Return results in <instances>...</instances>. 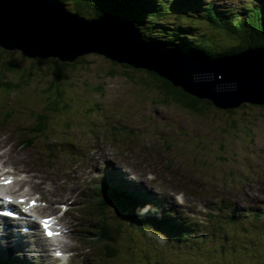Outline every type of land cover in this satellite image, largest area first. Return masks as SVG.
<instances>
[{"label": "rangeland", "instance_id": "rangeland-1", "mask_svg": "<svg viewBox=\"0 0 264 264\" xmlns=\"http://www.w3.org/2000/svg\"><path fill=\"white\" fill-rule=\"evenodd\" d=\"M218 2L230 6L248 0ZM60 3L66 11L72 8ZM208 30L213 37L208 39L216 38L221 48L237 42ZM6 51L0 47V61H8ZM12 56L24 66L18 72L28 70L30 60L16 52ZM84 59L69 68L74 78L65 89L53 85L51 99L44 93L51 79L40 64L17 90L0 87L3 169L26 179L15 184V194L40 199L38 214L61 213V203L69 207L63 220L71 252L58 260L49 254L50 243L27 249L0 243V250L25 264H264V217L254 214L264 212V108L245 104L226 113L213 106L200 114L163 100L154 86L139 85L146 76L141 72L129 73L100 55ZM17 77L2 74L4 82ZM45 106L57 112L48 116L46 135L37 137L32 128ZM111 170L198 227L180 241L133 229L130 216L118 214L117 206L95 204V185ZM234 207L238 217L231 223ZM113 215L118 224H127L116 255L101 230Z\"/></svg>", "mask_w": 264, "mask_h": 264}, {"label": "trees", "instance_id": "trees-1", "mask_svg": "<svg viewBox=\"0 0 264 264\" xmlns=\"http://www.w3.org/2000/svg\"><path fill=\"white\" fill-rule=\"evenodd\" d=\"M59 1L65 6L72 5V8L69 7L70 9H67L68 12L77 13L87 20H97L112 16L125 18L137 28L138 34L143 40L163 43L167 47L174 48L183 54L216 59L226 55L235 56L247 49L264 46V0H248V2L243 4L230 6L221 5L218 2L219 0ZM170 18H174V20L170 22ZM206 27L212 33L225 32L237 42L221 48L215 43L216 38L215 40L208 39L213 37H209L206 31H204ZM199 30L204 31V33H201L202 36L196 34ZM6 52L10 56L7 59L8 61H0V87L7 86L9 90H17L20 81L28 82L35 73V68L40 64V66L46 68L45 74L51 79L45 83L48 85L44 88L47 89L44 91V93H48L47 98L51 99L52 95L50 92L53 85L57 84L58 87L62 86V89H65L66 83L72 82L71 80L74 78L71 75L69 77V68H76L78 62L82 61L85 56L93 54L104 56L116 65H123L126 69H129V73L132 70L133 72L145 74V78H140L141 83L139 85L146 84L147 87H156L162 95L163 100L169 99L175 101L185 108L200 114H206L215 106L211 100L207 98L203 99L187 92L182 86L174 84L171 79L161 75L152 68L136 67L128 62L118 61L99 52L80 55L74 61H63L58 57L52 56L44 58L28 57L18 49ZM13 52H16L19 57L32 62L27 71L25 70L23 73L18 72L24 66L17 59L13 58ZM89 63L86 62V64ZM4 73H11L18 77L9 78V80L4 82L2 78V74ZM129 75L133 76L134 74ZM148 79L151 81H148ZM245 104L251 105V103H244L238 108L224 110V112L232 113L235 110L241 109ZM251 106L264 108V105L252 104ZM43 108H46L43 112L47 115H40L32 128V133H35L37 137L46 135L48 116L50 117L51 113L57 112L56 109H52L49 106ZM30 144H33V142H30ZM30 144L27 145L30 146ZM97 188L100 197L96 202L99 205L100 202L103 203L100 207L109 208L112 205L117 206L118 214L120 213L119 211H122L124 215L130 216V218L127 217V222L133 229L146 231V233L162 232L160 234L162 237L165 236L170 241H180L191 235L192 229L198 227L194 226L195 223L190 220L188 221V219L185 220L175 215L161 216L147 211V204H153L151 206L156 210L161 209L159 206L161 200L150 199L151 197L148 195L145 199L144 194L134 191L131 186L122 185L121 187H115L110 184L109 179H105L102 183L98 184ZM151 209L153 210V208ZM232 209L233 213L229 217L231 223L238 217L236 208ZM168 212H171V210ZM262 213L264 212L256 213V216L263 217L264 214ZM114 217L115 215L112 217L113 221L103 220L101 227L103 232L107 233L105 236L114 243L113 246L108 245L111 255H116L118 252L116 243L118 240H121L122 235L125 233V226L127 225L118 224ZM0 253H2L0 254V264H25L19 259L20 257L11 254L7 250H0ZM7 253L11 256H4Z\"/></svg>", "mask_w": 264, "mask_h": 264}, {"label": "water", "instance_id": "water-1", "mask_svg": "<svg viewBox=\"0 0 264 264\" xmlns=\"http://www.w3.org/2000/svg\"><path fill=\"white\" fill-rule=\"evenodd\" d=\"M59 4V0H0V47L63 61L99 52L152 68L224 110L244 103L264 105V46L216 59L183 54L143 40L125 18L87 20Z\"/></svg>", "mask_w": 264, "mask_h": 264}, {"label": "bare ground", "instance_id": "bare-ground-1", "mask_svg": "<svg viewBox=\"0 0 264 264\" xmlns=\"http://www.w3.org/2000/svg\"><path fill=\"white\" fill-rule=\"evenodd\" d=\"M16 183L17 182L15 181L14 183L9 185L8 187H4V188L11 189L12 192H15V189L13 188V186ZM39 209H40V207H35L34 208V210H39ZM24 221L30 222V219L29 218H24ZM9 225H11V223ZM65 228H66V226H65ZM40 238L41 237L36 238V239H40ZM0 243H2L4 245H7V246H11V247H18V248H25L26 247V249L28 247H34V246H41V247L47 246V244L45 242L38 241L36 243L35 241H33V239L30 238L29 234H26L24 231H22L21 223L14 224L11 227L10 226L9 227H5L3 222H1V221H0ZM37 244H39V245H37ZM68 246H69V244H68L67 241H64L63 243H61V247H63V248H66Z\"/></svg>", "mask_w": 264, "mask_h": 264}, {"label": "snow or ice", "instance_id": "snow-or-ice-1", "mask_svg": "<svg viewBox=\"0 0 264 264\" xmlns=\"http://www.w3.org/2000/svg\"><path fill=\"white\" fill-rule=\"evenodd\" d=\"M34 203H35V202H34ZM43 224H44V226L47 228L48 225H49V221H48V220H45V221L43 222ZM48 235H49V236H52L53 233H52L51 231H49V232H48ZM57 235H58V233H57Z\"/></svg>", "mask_w": 264, "mask_h": 264}]
</instances>
